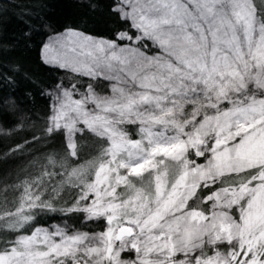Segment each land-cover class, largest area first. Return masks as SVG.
Returning a JSON list of instances; mask_svg holds the SVG:
<instances>
[{
  "label": "rangeland",
  "instance_id": "obj_1",
  "mask_svg": "<svg viewBox=\"0 0 264 264\" xmlns=\"http://www.w3.org/2000/svg\"><path fill=\"white\" fill-rule=\"evenodd\" d=\"M121 1L157 50L74 30L52 35L43 47L46 62L107 81L104 93L54 90L50 114V123L66 133L87 121L107 137L94 167L73 172L79 205L71 208L103 219L105 227L34 228L0 253V264H132L122 252L145 263L141 250L153 253L161 234H169L174 247L181 210L200 185L252 166L260 167L253 179L261 183L250 188L239 242L246 252L264 244V28L241 0ZM122 122L140 124L136 139ZM190 148L198 156L208 152L206 164L192 165ZM203 220L202 212L192 211L191 222ZM236 225L219 228L234 233ZM121 226L131 232L117 238Z\"/></svg>",
  "mask_w": 264,
  "mask_h": 264
},
{
  "label": "trees",
  "instance_id": "obj_2",
  "mask_svg": "<svg viewBox=\"0 0 264 264\" xmlns=\"http://www.w3.org/2000/svg\"><path fill=\"white\" fill-rule=\"evenodd\" d=\"M241 1L248 2L264 28V0ZM122 5L121 0H0V253L37 227L67 224L85 232L105 227L103 219H86L71 208L79 205L73 172L94 167L107 137L87 121H77L78 128L66 133L50 123V114L54 90L73 95L88 90L104 93L107 81L46 62L43 47L52 35L74 30L125 47L127 40H135L147 53L157 50ZM138 125L122 122L120 128L136 139ZM187 158L192 165L206 164L208 152L198 156L190 148ZM259 170L252 166L237 173L224 172L200 185L181 210L174 247L169 234L163 233L153 241L158 248L153 253L141 250L148 258L145 263L130 252H122L120 258L133 260L132 264H206V260L247 264L256 254L254 264H264V244L246 252L238 229L248 209L250 188L261 183L253 179ZM242 173H247L244 180ZM234 174L239 178L231 182ZM193 210L202 212L204 220L191 222ZM232 222L237 224L234 233L219 228Z\"/></svg>",
  "mask_w": 264,
  "mask_h": 264
},
{
  "label": "water",
  "instance_id": "obj_3",
  "mask_svg": "<svg viewBox=\"0 0 264 264\" xmlns=\"http://www.w3.org/2000/svg\"><path fill=\"white\" fill-rule=\"evenodd\" d=\"M130 232H131V230H130L128 227H126V226H121V227L117 230V234H116V236H117V238H120V237H122V236H124V235H128V234H130Z\"/></svg>",
  "mask_w": 264,
  "mask_h": 264
}]
</instances>
